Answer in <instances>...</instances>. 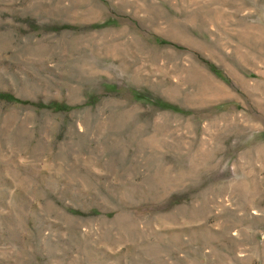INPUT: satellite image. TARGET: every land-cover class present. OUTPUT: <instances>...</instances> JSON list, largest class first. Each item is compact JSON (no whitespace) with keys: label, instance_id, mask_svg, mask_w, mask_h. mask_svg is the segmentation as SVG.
Returning <instances> with one entry per match:
<instances>
[{"label":"rangeland","instance_id":"374dc122","mask_svg":"<svg viewBox=\"0 0 264 264\" xmlns=\"http://www.w3.org/2000/svg\"><path fill=\"white\" fill-rule=\"evenodd\" d=\"M0 264H264V0H0Z\"/></svg>","mask_w":264,"mask_h":264}]
</instances>
